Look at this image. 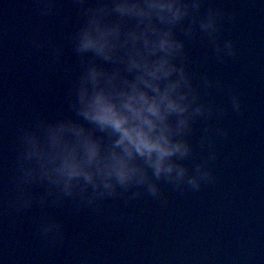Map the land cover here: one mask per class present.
<instances>
[{
    "label": "water",
    "instance_id": "1",
    "mask_svg": "<svg viewBox=\"0 0 264 264\" xmlns=\"http://www.w3.org/2000/svg\"><path fill=\"white\" fill-rule=\"evenodd\" d=\"M225 13L221 40L237 55L224 61L199 33L185 40L188 70L208 74L224 89L202 94L222 117L194 122L192 159L206 162L211 181L199 190L159 181L161 197L144 189L118 192L88 207L66 198L61 207L38 204L15 211L19 134L36 117L71 115V90L81 71L71 36L81 23L76 0H56L41 15L37 0H0V259L4 264H264V4L208 0ZM207 4L201 9L203 14ZM178 38L184 39L178 32ZM43 42L37 47L36 42ZM62 54L56 56V48ZM241 101L232 109L230 94ZM212 131L204 138V129ZM220 129L226 135H220ZM214 153V158H210ZM32 195L44 191L30 186ZM140 195L132 197V192ZM42 219L62 227L43 237Z\"/></svg>",
    "mask_w": 264,
    "mask_h": 264
},
{
    "label": "clouds",
    "instance_id": "2",
    "mask_svg": "<svg viewBox=\"0 0 264 264\" xmlns=\"http://www.w3.org/2000/svg\"><path fill=\"white\" fill-rule=\"evenodd\" d=\"M76 3L81 23L71 40L81 71L71 90V115L51 121L38 116L21 129L12 208L61 207L66 198L97 207L134 188L159 199L161 180L177 189L187 184L199 190L202 181L213 179L206 162L193 161L191 171L183 162L192 159L194 122L224 114L222 107L202 102V94L224 85L206 73L197 81L188 70L185 40L199 33L218 60L235 57L234 41L220 38L225 13L208 0ZM37 4L41 15H49L56 0ZM36 46L44 45L37 41ZM61 54L57 47L56 56ZM230 99L232 109L240 112L239 96L231 93ZM210 131L204 129L202 142ZM33 184L44 191L32 195ZM138 195L132 192V197ZM61 227L56 220L42 219L38 231L48 237Z\"/></svg>",
    "mask_w": 264,
    "mask_h": 264
}]
</instances>
